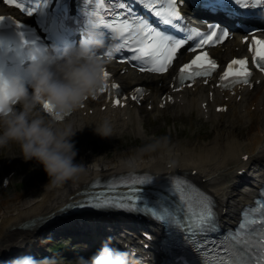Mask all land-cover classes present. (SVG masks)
Returning <instances> with one entry per match:
<instances>
[{
	"label": "snow or ice",
	"instance_id": "snow-or-ice-1",
	"mask_svg": "<svg viewBox=\"0 0 264 264\" xmlns=\"http://www.w3.org/2000/svg\"><path fill=\"white\" fill-rule=\"evenodd\" d=\"M8 2L17 5L28 15L40 9L42 4L37 3L30 7L19 0H8ZM46 3L47 0H44L43 6ZM141 3L156 17L161 18L163 23L187 32L189 38H199L196 48L219 43L229 36V30L219 24L209 25L210 31L207 33L202 32L199 27L189 28L184 25L178 0H141ZM157 4L161 6L157 7ZM105 7L104 0H97V10L92 13L95 19H89L87 24L105 28L109 30V35L118 38L119 42L115 43L106 54L111 57L113 50L119 53L126 48L132 49L133 59L139 61L141 65L154 72L167 71L177 55V50L185 43V40L153 27L143 17L131 15L130 8H128L130 18H122L123 13L117 12L114 14L115 19L106 20L99 11ZM127 7L121 4L122 9ZM205 7L213 11L222 10L229 17L248 15L258 16L264 20V0H207ZM252 9H261V11L254 12L251 11ZM6 18L10 19L0 16V21ZM15 22L18 25L20 23L18 19ZM241 29L245 32L244 39L247 41L248 29L244 25H241ZM251 41L250 51L254 54L256 66L264 71V39L253 35ZM32 59H35L34 55ZM247 62V57L233 59L224 71L221 83L225 86L236 83L248 84L251 70L246 67ZM216 67V60L204 51L181 66L178 78L182 84L185 80L191 81L197 76L207 77ZM109 75L105 70L104 86L100 92H104L107 88ZM112 87L119 86L113 84ZM135 91L139 93L142 89L137 88ZM138 98L133 96V99ZM115 103L120 104L119 98ZM53 116L56 119H64L63 116L55 114ZM99 183L97 181V184ZM117 184L129 186L127 192L107 196L104 192H100L95 197H88V203L96 208L143 211L158 218L166 226V234L162 240L164 251L174 255L173 249L191 241L192 248L199 253L201 264H264V197H261L258 207L244 211L243 218L235 230H229L226 235H222L218 233L219 224L212 197L181 174H170L158 180L147 175L120 177L110 183L106 190L115 191ZM136 185L145 187H136Z\"/></svg>",
	"mask_w": 264,
	"mask_h": 264
},
{
	"label": "bare ground",
	"instance_id": "bare-ground-1",
	"mask_svg": "<svg viewBox=\"0 0 264 264\" xmlns=\"http://www.w3.org/2000/svg\"><path fill=\"white\" fill-rule=\"evenodd\" d=\"M199 96H203V90H199L198 96L190 98L184 108L191 112L196 104L200 105ZM95 108L93 115L89 114V110H84V112L87 111L86 115L83 112H77L72 121L80 127L85 126L83 131L90 132L107 118L114 127V132L117 126L122 128L126 123H137L139 120V112L136 110L125 109L112 118L110 112L102 113L98 107ZM126 116H129L131 120L126 122L122 119ZM224 116L213 114L211 119H223ZM226 116H228L227 122L231 121V124L227 125L224 123L226 121L219 120V123L213 125L215 136L203 144L188 140L166 139L159 142L158 148L153 152H129L112 160H106L104 155L95 157L85 152L81 154V159L89 163L88 173L80 180L59 186L46 184V182L31 191H23L12 198L0 201V259H3L5 255L8 256L15 248V251L34 255L32 248L39 246L34 242V236L37 233H28L29 231L47 222L51 215L58 214L59 208L74 197L71 195L77 189L86 188L91 179L106 177L129 169L157 174L180 172L189 175L190 173V177L200 182L214 196L221 222L234 221L241 205L252 196L251 192L238 189L240 178L236 172L245 165L259 167L261 171L257 176L264 180V95L249 98L241 104H237L233 99ZM244 125L248 130L246 135H242V132L238 130ZM73 139L77 141L76 137ZM10 145L14 146L15 143ZM10 145L3 148L7 150ZM244 154L249 155L245 162L240 159ZM193 170L194 174H192ZM231 173H234V176L231 175L230 182L227 177ZM247 178L245 176L244 181L250 183ZM255 184L256 182H251V190ZM26 222H29L25 225L28 226L22 228L21 225ZM21 243L24 246H18Z\"/></svg>",
	"mask_w": 264,
	"mask_h": 264
},
{
	"label": "clouds",
	"instance_id": "clouds-1",
	"mask_svg": "<svg viewBox=\"0 0 264 264\" xmlns=\"http://www.w3.org/2000/svg\"><path fill=\"white\" fill-rule=\"evenodd\" d=\"M114 46L102 28L88 25L78 43L57 50L31 52L27 76L0 71V148L18 144L25 161L42 165L50 185L76 182L87 175L89 163L77 160L79 150L73 139L84 127L67 117L104 86V72ZM47 105V108H45ZM94 131L110 137L113 127L105 118ZM108 237L89 256L78 255L68 264H129V251L111 243ZM18 246H24L23 243ZM59 258L32 254L12 257L0 264H58Z\"/></svg>",
	"mask_w": 264,
	"mask_h": 264
},
{
	"label": "rangeland",
	"instance_id": "rangeland-1",
	"mask_svg": "<svg viewBox=\"0 0 264 264\" xmlns=\"http://www.w3.org/2000/svg\"><path fill=\"white\" fill-rule=\"evenodd\" d=\"M149 118H148L149 119L148 120L149 129H148L147 135L145 136V138L138 139L139 144H138V142L134 143L136 141V138H134L135 136L133 134H127L126 133L127 134V136L125 137L126 140H121V138H119L117 140L115 139V140H111V141L101 142V141L97 140L96 138H94V139H92V143L87 144V146H88L87 149H89L91 151L90 153L93 154L95 157H100V156L104 155L106 160H112V159L118 158L120 156H124L125 154H127L129 152H135V153L149 152V151L153 152L155 149L158 148L159 142L166 140V139L170 140V141L179 140V138L177 139V137H178L177 133L179 131L176 132L174 130V126H173V124H171V120H168V118H166L167 123H163L164 121H162V122L158 121V125H152V122L155 120L154 118H156V115L154 113H151ZM117 123H119V122H117ZM217 123H219V122H217ZM122 128H124V127H122ZM213 128L214 127H212V125H206L204 127V129L202 130V135L206 136L209 134V138H210L209 140H211L215 136V130H214V134L212 135ZM238 130L240 132H242V135L247 134V131L245 128H240ZM154 131H157V134H158L157 137H153ZM186 136L187 135H185L183 138H186ZM136 137H137V134H136ZM180 140H186V141L188 140L191 142L194 141V142H196V143L198 142L200 144L204 143V141H203L204 139H201V137H198L196 139L188 138V139H180ZM15 145L14 146L10 145L9 146L10 148L8 147V149L6 150L7 152H11V150H13L12 154H11L12 156L9 154V156H7V159H3L4 161L2 163H0V179H1L2 175L7 173L8 171H10V169H11L10 165H12V163H13V161H12L13 158L15 159L14 161H16V162H20V161L22 162V168L20 169L19 173L17 174V176L15 178V183H14V185H12L11 189L8 190L7 193H4V194L0 193V201H2L4 199L12 198L15 194L21 193L23 191H31L32 189H34L35 187H37L38 185L41 184L39 182H35V180H33L32 183H30V181L32 180V175L36 174V173H33V171H35V172L38 170L44 171L42 165L37 166V162L34 160L25 161L21 157L22 152H21V149H18L19 145L18 146H15ZM81 151H83V150H81ZM79 154H78V156L80 157ZM3 163H5V166L3 165ZM249 168H252V166L250 165ZM45 174H46V172H45ZM25 185H26V187H24ZM41 226H42V223L37 225L35 228H33V229L37 230L38 232L35 230H31L28 233H37L34 236V238H36L37 235L41 231ZM15 249L12 250L13 252L12 251H3V252H9V253L12 252L9 254V255H11V254H14L16 252Z\"/></svg>",
	"mask_w": 264,
	"mask_h": 264
}]
</instances>
